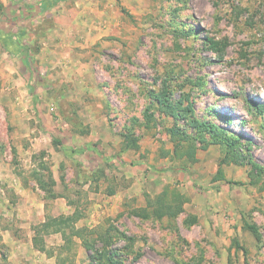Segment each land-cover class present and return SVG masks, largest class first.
Wrapping results in <instances>:
<instances>
[{"label": "rangeland", "instance_id": "1", "mask_svg": "<svg viewBox=\"0 0 264 264\" xmlns=\"http://www.w3.org/2000/svg\"><path fill=\"white\" fill-rule=\"evenodd\" d=\"M42 1L0 0V264H37L62 216L98 240L62 252L83 264L107 230L118 264H264V0Z\"/></svg>", "mask_w": 264, "mask_h": 264}, {"label": "trees", "instance_id": "2", "mask_svg": "<svg viewBox=\"0 0 264 264\" xmlns=\"http://www.w3.org/2000/svg\"><path fill=\"white\" fill-rule=\"evenodd\" d=\"M62 1L66 0H54L55 3H59ZM53 3H50L48 7L52 6ZM18 36L17 35H4V38L0 37V41L4 48L7 51H10L9 49L13 44L16 43ZM156 96V101L159 103L160 108L165 112L166 115L174 118L177 120L180 116H186L187 113H191L192 109L191 107H182V102H174L171 98V93L167 88H164L163 92L159 94H155ZM188 116V115H187ZM151 120V117H149ZM192 126L196 130L197 134L202 135L206 132L211 134V140L213 141L214 144H224L228 151H229V157L228 159L231 158L233 162H239L242 156V151L240 150V147L243 145V141L241 138H237L235 136H229L228 133L222 129L216 126L215 124L207 123L205 121H200L198 119H193L191 121ZM168 133L170 135L171 140L176 144V148H178V143L179 142H189L192 143L193 137L186 132H181V129L175 125L171 127L168 130ZM53 142L55 144L61 145V142L57 139H54ZM135 148V144H130V142H127L126 148ZM250 150V149H248ZM79 151V150H78ZM177 151V150H176ZM73 152H76V150H73ZM252 166V171L257 172L258 175L264 173V168L256 163L249 162ZM221 172V171H219ZM160 198V197H159ZM182 211V206L180 205L178 208L177 207H171L167 209V212L163 209L161 213H159L158 216H163L165 214H168L169 216L175 217L177 216L178 213ZM142 219H148L151 217L150 214L146 212V210L142 211L141 213H138V215ZM74 219H78L76 216H62L58 219H54V221H51L50 224L43 225V231L46 234H57L61 233L63 236L64 240V245L60 252H58L59 255H62L63 251H69L72 249V247L75 246V240L79 239L81 240L82 246L87 250V251H95V245L96 239L90 238L89 235L94 234L93 231H87L86 229H77L74 226ZM53 226V227H52ZM52 227V230L50 228ZM249 229L254 233V235L257 237V239H260V233L255 225H250ZM104 241V249L105 253L102 255V261L100 263L99 259L95 257L94 254H89V258L91 259L90 264H118L117 261H115L113 258L114 256L117 255V252L114 251L113 249H110V246L112 245V240H113V235L111 234L110 230H107L105 235L103 237H100V240ZM100 257V256H99ZM101 260V258H100ZM60 261V258H59ZM65 264L66 260H62L60 264Z\"/></svg>", "mask_w": 264, "mask_h": 264}, {"label": "crops", "instance_id": "3", "mask_svg": "<svg viewBox=\"0 0 264 264\" xmlns=\"http://www.w3.org/2000/svg\"><path fill=\"white\" fill-rule=\"evenodd\" d=\"M45 2V1H44ZM43 1L40 3L41 4V6L42 5H45V3H44ZM45 8H48V6H44ZM90 185V182H88V184L86 185V186H89ZM115 196V195H114ZM106 202H110V201H108V200H106ZM65 206H67V205H65ZM96 206H101V205H96ZM67 208V207H66ZM102 208V207H101ZM68 209H70V207H68ZM68 209L67 210H65L66 211V213L68 212V213H70L69 211H68ZM67 213V214H68ZM34 237V236H33ZM33 237H32V239H33ZM49 238V239H48ZM76 242H78V246L79 247H81V248H83L82 246H81V243H80V241L78 240V239H76ZM33 244V243H32ZM63 245H64V240H63V236H62V234L61 233H57V234H50L49 236H46L45 237V248H46V250H50V252L48 253V251H39L38 250V252L37 253H39V254H41V258H40V260H39V262L37 261V264H60V262H62V260H61V258L63 259L64 258V260H66V263L67 264H83L84 263V257H82V258H74V256H72V255H70L71 257H73V258H71V260H69V258H65V256L66 255H59L58 254V250H61L62 249V247H63ZM78 247V248H79ZM84 249V248H83ZM85 250V249H84ZM53 253H52V252ZM51 253V254H50ZM59 258H60V261H59ZM63 264V263H62Z\"/></svg>", "mask_w": 264, "mask_h": 264}]
</instances>
